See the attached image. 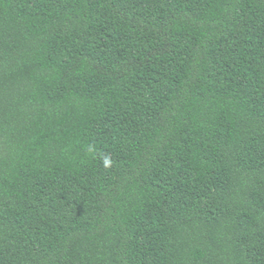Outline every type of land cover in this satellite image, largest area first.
<instances>
[{
    "label": "trees",
    "instance_id": "1",
    "mask_svg": "<svg viewBox=\"0 0 264 264\" xmlns=\"http://www.w3.org/2000/svg\"><path fill=\"white\" fill-rule=\"evenodd\" d=\"M0 264H264V0H0Z\"/></svg>",
    "mask_w": 264,
    "mask_h": 264
}]
</instances>
